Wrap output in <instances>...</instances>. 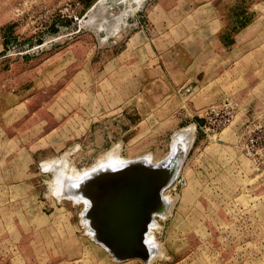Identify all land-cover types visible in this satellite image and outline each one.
<instances>
[{
    "label": "rangeland",
    "instance_id": "obj_1",
    "mask_svg": "<svg viewBox=\"0 0 264 264\" xmlns=\"http://www.w3.org/2000/svg\"><path fill=\"white\" fill-rule=\"evenodd\" d=\"M214 16L239 47L220 46L222 30L200 44ZM255 38L264 0H0V264H264V64L225 71L264 47ZM226 99L234 117L206 133L204 109ZM190 127L156 257L114 260L87 232L79 186L54 193L53 166L113 151L160 162Z\"/></svg>",
    "mask_w": 264,
    "mask_h": 264
},
{
    "label": "water",
    "instance_id": "obj_2",
    "mask_svg": "<svg viewBox=\"0 0 264 264\" xmlns=\"http://www.w3.org/2000/svg\"><path fill=\"white\" fill-rule=\"evenodd\" d=\"M180 153L165 157L157 168L135 161L119 170H101L83 183L80 190L92 201L87 215L96 228L94 241L105 243L115 260L144 258L147 225L164 207L162 189Z\"/></svg>",
    "mask_w": 264,
    "mask_h": 264
},
{
    "label": "bare ground",
    "instance_id": "obj_3",
    "mask_svg": "<svg viewBox=\"0 0 264 264\" xmlns=\"http://www.w3.org/2000/svg\"><path fill=\"white\" fill-rule=\"evenodd\" d=\"M193 133H194V129H193V127H190V128H186L185 130H182V131L176 133L175 136L173 137L172 151L168 155V159L171 156L175 155L177 153V151H181V153L177 157V166L175 167V169L173 171H171L170 176H169V180H168L167 184L164 186V188L162 189V197L164 199L163 200L164 207L161 208L160 210L155 211L152 214L151 221L147 225V231L144 234L145 243H146V253H145L144 258H130V259H127L125 261L138 259V260H141L142 262L148 263V262H150V260L152 262L154 260V258L156 257V255L155 256L153 255L154 251H155V249H154L155 246H153L155 243V233H156V231H159L162 228L156 222L155 218L159 217L160 219H163L165 221L170 215L169 214L170 209L172 210V208L174 207L173 205L175 204V202L168 195L167 189L170 185L174 184V182L178 179V177L180 175L183 161H184V159H185V157H186V155H187V153H188V151L192 145V142H193ZM135 161H143L146 165H150V166L155 167V168L159 167L162 164V161L155 162L151 155H147V156L140 157L137 159H126V158H123L120 155V153H118V152L115 153L114 151L107 153V155L104 158L99 160V162L97 164H95L94 166H92L91 168H87V169L82 170V171H73V170L71 171L70 169H68L70 171H66V170L63 171L62 168H59L62 166L58 167L57 165H54V163H52L54 165L53 166L54 182H53L52 187L54 188L53 189L54 193L57 196L66 195L68 189L71 188L73 185L79 186L77 195L71 196V198H74V201L76 203H79V204H81L80 201H84V204H85L84 208H86L85 209V217H86V220L88 221L87 232L92 237L93 240H95L96 228H95L94 224L92 223L91 219H89V217L87 215L88 210L90 209V207L92 205V201H91L90 197L84 195V193H82V191L80 190L81 187L83 186V183L86 181V179L94 176L95 173H98L101 170H113V171L119 170V169H121L127 165H130L132 162H135ZM57 162L59 163V161H57ZM62 163L63 162H61L59 165H61ZM55 164H56V162H55ZM66 166L68 167V165H66ZM75 188H77V187H75ZM98 242H96V243H98L106 251L109 250V247L105 243H101L100 241H98ZM156 245H157V243H156ZM108 253L110 254L109 251H108Z\"/></svg>",
    "mask_w": 264,
    "mask_h": 264
},
{
    "label": "crops",
    "instance_id": "obj_4",
    "mask_svg": "<svg viewBox=\"0 0 264 264\" xmlns=\"http://www.w3.org/2000/svg\"><path fill=\"white\" fill-rule=\"evenodd\" d=\"M211 3L210 2H206L204 5H210ZM198 8H196L195 12H201L203 9L209 7V6H206L205 8L201 5V6H197ZM195 26V25H194ZM224 25H223V22L221 19H217L216 16L212 17V18H209L208 21H207V25H206V30H208L209 32V35L210 38L208 40V42H200V44L202 43V46H212V42L214 41V36L220 32L222 29H223ZM205 29H201V31H203ZM239 31V30H238ZM224 33V30H222L219 35H218V42L220 44V46L224 47V48H228V47H239L240 46V43H241V35L238 34L237 32L234 33V36H233V41L232 43H226L224 42L222 39H221V35ZM212 39V41H211ZM134 43H135V40H133ZM256 43L255 46H257V42L259 43H262L264 41V39H259V38H255L254 40ZM264 47L262 48H259V49H255V51H253V55H249L247 57H245L243 54H238L236 55V59H235V63L233 64V66L231 68H229L228 70H224L228 73V72H234L235 70H237V72L239 71H242L243 75H245V73H248V72H254V77H257V73L260 74L261 73V69L263 68V64H264V51H263ZM214 53V52H213ZM216 54V53H214ZM216 56H219L221 57L220 54H216ZM253 56V57H252ZM222 59H224L222 57ZM192 61L190 64L194 67L195 63L197 62V59L195 58V55L192 54V57H191V60ZM218 70V69H217ZM217 76L214 75V78L213 79H216ZM210 80V78H209ZM254 88L251 89L249 92L250 93H254L255 91ZM247 90L246 91H242L241 93L242 94H247L249 93ZM257 93V92H256ZM262 94L261 92H259V95ZM194 142V141H193ZM171 216H173V213L166 219L168 220Z\"/></svg>",
    "mask_w": 264,
    "mask_h": 264
},
{
    "label": "built area",
    "instance_id": "obj_5",
    "mask_svg": "<svg viewBox=\"0 0 264 264\" xmlns=\"http://www.w3.org/2000/svg\"><path fill=\"white\" fill-rule=\"evenodd\" d=\"M240 103L234 99H226L221 104L210 105L204 109L203 118L205 122L201 127L206 133L212 131L217 133L234 117L232 109L238 107ZM176 187H174L175 189Z\"/></svg>",
    "mask_w": 264,
    "mask_h": 264
}]
</instances>
